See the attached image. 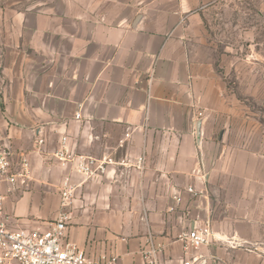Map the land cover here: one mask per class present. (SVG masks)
I'll list each match as a JSON object with an SVG mask.
<instances>
[{
	"label": "crops",
	"instance_id": "0c3cea01",
	"mask_svg": "<svg viewBox=\"0 0 264 264\" xmlns=\"http://www.w3.org/2000/svg\"><path fill=\"white\" fill-rule=\"evenodd\" d=\"M214 2L46 0L27 12L15 7L12 37L0 42V65L14 63L4 65L0 136L14 160L27 158L31 180L4 196L10 228L44 227L59 210L62 178L80 179L52 157L66 136L74 153L116 162L83 182L67 209V238L90 256L143 264L151 234L163 246L159 264H181L177 235L207 222L223 241L188 257L264 264V145L243 141L186 43L189 22ZM7 46L16 48L14 56L5 55ZM188 186L202 193L194 196Z\"/></svg>",
	"mask_w": 264,
	"mask_h": 264
},
{
	"label": "rangeland",
	"instance_id": "374dc122",
	"mask_svg": "<svg viewBox=\"0 0 264 264\" xmlns=\"http://www.w3.org/2000/svg\"><path fill=\"white\" fill-rule=\"evenodd\" d=\"M45 2L0 0V22L4 23L0 42L9 44L15 7L27 12ZM185 37L200 72L219 92L225 113L237 121L240 134L246 137L243 141L254 147L264 145V0H215L189 22ZM2 49L9 57L16 53L13 46ZM4 65L14 67V63L0 65V87L6 78Z\"/></svg>",
	"mask_w": 264,
	"mask_h": 264
},
{
	"label": "built area",
	"instance_id": "2783aa9c",
	"mask_svg": "<svg viewBox=\"0 0 264 264\" xmlns=\"http://www.w3.org/2000/svg\"><path fill=\"white\" fill-rule=\"evenodd\" d=\"M66 140V136L61 137V147L52 153V157L64 167L71 166L80 179L74 180L70 173L62 178L59 185V210L56 217L46 222L44 227L12 229L3 212V199L5 195L13 194L28 184L31 180V169L25 156L19 160L13 159L11 144L0 136V184L4 188L0 192V264H117L115 256H90L68 240L66 234L69 219L67 209L72 205L76 189L85 181L103 176L107 168L116 162L109 155L98 158L74 153L66 147ZM42 142L43 139L38 140L39 144ZM142 163L141 156L138 164ZM186 191L194 196L202 193L193 186H188ZM174 198L178 199L177 196ZM176 241L182 244L185 256L181 264H202L198 256L188 257L189 252L223 240L214 236L210 224L206 222L182 229ZM230 246L235 244L230 242ZM162 248L148 234L141 248L143 264H159L158 255Z\"/></svg>",
	"mask_w": 264,
	"mask_h": 264
}]
</instances>
